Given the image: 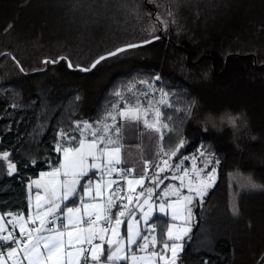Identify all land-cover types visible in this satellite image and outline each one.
I'll return each instance as SVG.
<instances>
[{
	"label": "trees",
	"instance_id": "16d2710c",
	"mask_svg": "<svg viewBox=\"0 0 264 264\" xmlns=\"http://www.w3.org/2000/svg\"><path fill=\"white\" fill-rule=\"evenodd\" d=\"M147 1L151 11L144 0H0V153L16 165L12 175L0 167V212L26 210L28 181L59 163L61 130L98 120L119 82L158 74L180 109L166 112L179 133L161 147L180 136L179 153L204 145L220 161L178 264H255L264 251V0ZM167 13L168 39L158 31L165 38L90 71L68 67L157 36L152 20ZM236 116L239 128L228 122Z\"/></svg>",
	"mask_w": 264,
	"mask_h": 264
},
{
	"label": "snow or ice",
	"instance_id": "6c2138e0",
	"mask_svg": "<svg viewBox=\"0 0 264 264\" xmlns=\"http://www.w3.org/2000/svg\"><path fill=\"white\" fill-rule=\"evenodd\" d=\"M172 13H169L171 16ZM158 22L162 23L165 27L168 26L169 21L166 19H162L160 16H156L155 18ZM11 27V26H9ZM150 31H155V26L153 25L150 28ZM158 39L159 37H154ZM151 40H146L144 43H151ZM137 44H129L127 48H135L139 47ZM126 51V48H117L115 51L108 52L107 56H100L97 60H95L91 67H81V71H90L92 68H95L101 61L107 59L111 56H116L121 52ZM61 59H67L66 57H61ZM55 63L56 61H51ZM68 67L72 68L74 65L69 62ZM78 67V66H77ZM156 79H159L157 77ZM131 91V89H129ZM114 96L121 98V102L124 104L122 109H118L116 104H113L111 107L114 110H117L120 119L127 123H135L139 125L142 121L144 128L149 131H154L157 133H161L163 128H167V124H163L161 121L162 112L157 107L155 109V119L153 121H149L147 119L149 115V111L152 109V101H148V108H144L141 105L139 98H136L135 104H133L130 100L123 97V93L121 90L117 89L114 93ZM161 95L166 96L167 93H164L161 89ZM111 119L115 121L117 117L112 115ZM106 119V118H105ZM241 117H228V122L234 127L239 128L238 121ZM100 123V122H98ZM77 128L80 131V139L78 147H63L61 145H57V151H63L64 159L61 160L59 167H54L51 173H42L41 175H47L51 178L53 182L52 186V195L55 199H49V207L48 211L45 214L46 216H52L56 212L64 211L61 208V204L64 201H68L70 197H73L77 194V185L80 184L81 178L86 177L92 169H104L105 165H107V171L111 172H121L122 177L126 178L127 175L134 171V169H118L115 165L122 163L120 158L121 149L123 144L121 143L123 139L122 129L123 125L113 124L108 125L104 124L103 128L93 127L87 121L83 122V128H80L79 122L77 123ZM114 133V134H113ZM91 135L92 139L88 140L87 135ZM63 137L64 134L61 133ZM71 141H75V137L69 138ZM160 139H163V136H160ZM185 141L181 139L180 143L177 145L176 150L171 151L169 154L162 147L159 149L161 153L164 155H168L169 159L176 156L177 151L181 147H183ZM99 145H103L100 147ZM111 146V147H110ZM197 151L200 153V156L206 158V166L208 164H212L214 154L208 151L202 145ZM105 155L108 156L107 161H104ZM9 153L3 152L0 154V159L8 160ZM195 159V157H193ZM184 159H188L185 157ZM100 160V164H97V161ZM114 161V163H113ZM220 161L215 160V164L218 165ZM163 164L166 167L170 166L168 160H164ZM150 162H145V175L141 176L140 179L135 181L129 180V185L133 183L137 185H143L145 176H147V169L150 167ZM159 167V166H158ZM16 165L14 163L8 164V174L11 175L15 170ZM175 169H179L180 165H175ZM165 167H159V172H164ZM216 167L213 166L210 171L204 172V169H196L194 167L193 174L190 176L187 169L182 170V174L173 175L172 179H176L180 181V186L169 184L164 191V196L167 197L169 195L168 190H171V195L176 197V200H165L161 202L159 205H155V202H152V205L158 207L164 215H167L165 211L166 208L176 209L178 206L183 204V209L186 211V216L184 217L185 224H190V221L193 219L192 214V205L193 201L196 197H199L201 201L203 200V196L206 194L207 190L211 188L216 179ZM71 176V179H69ZM194 177V178H193ZM185 179L188 180L187 189L188 195H184L181 192V189L185 187ZM157 187L163 181L158 179L157 176L153 177L152 181ZM91 181L89 183L83 185L84 194L87 195L91 188ZM111 183H115L112 181ZM252 188H261V185H257L252 183ZM100 185L97 182V194H100ZM122 189L116 188L109 194V199L107 205L104 207L103 212H110L111 208L114 205L113 197L118 195ZM154 189L146 188L144 191H141L136 196V202L138 203L141 197L147 196L144 199V204H149ZM194 193L195 195H192ZM39 199V197L37 198ZM83 201V197H81ZM129 203L133 202V198L131 196L128 197ZM149 207V211H144L143 220L144 223L150 228L153 232H155V226L148 224V220L151 215V208ZM87 210L89 205H84ZM91 207L96 208L98 205H91ZM140 209L143 210V205H139ZM66 212L71 214L74 212H78L79 208L67 207L65 205ZM124 210L116 213V221L117 225L121 224V217H124L126 214L135 216V211L128 209V205L123 206ZM87 214V213H86ZM232 214L238 215V210L236 208H232ZM19 216V214H17ZM95 220L91 218V214H89V219L87 221L83 220V216H81V221L85 224H88L87 228L84 227H74L72 231H67L68 225H64L65 230H60L57 228L53 231L51 228L46 227L45 220L41 219L39 227H33L27 231V235L25 237V227L23 224L20 225V233L21 238H17L11 231L8 235H3V225H0V264H8V261H11L12 264H23L24 261L27 264H137L138 261H147V264H176L178 258V252L182 250L183 244L178 243L181 241L184 236H187L191 231L190 227H185L184 229H177V234H173V225H169L167 232V239L164 241L163 246L159 250L156 249V245L158 243L157 237L155 235L152 236L151 239V250L149 248V238L148 236H143L142 239L144 243L138 242V237H141V232L137 230L135 234L133 233V220H128V236L126 240V247L121 248L120 245L125 243L123 239H118L115 242L112 240H106L104 235H98L96 228L99 227L97 221L106 220L109 224H111V217L108 215H102L101 213H95ZM180 218V214L177 211H173L172 220H177ZM29 221H32L33 224L35 220L31 215L27 218ZM69 223H71V216L68 217ZM136 224H139V220L135 221ZM107 228H101L100 231L106 233ZM44 233H49L45 235ZM113 233H116V229H113ZM67 235V242L64 237ZM99 239L101 243L94 244L93 241L95 239ZM171 242V243H169ZM107 244V258L104 260L105 252H104V244ZM115 245V246H114ZM5 248L7 249L5 255ZM171 251V258L168 257L167 252ZM137 252H146L144 256H138ZM22 253V255H21ZM261 264H264V260L261 261Z\"/></svg>",
	"mask_w": 264,
	"mask_h": 264
},
{
	"label": "crops",
	"instance_id": "0c3cea01",
	"mask_svg": "<svg viewBox=\"0 0 264 264\" xmlns=\"http://www.w3.org/2000/svg\"><path fill=\"white\" fill-rule=\"evenodd\" d=\"M119 124L123 125L122 129V135L123 139L121 143L123 144V147L121 149L120 158L122 160V163L115 165V167H121L123 170H127L129 168L134 169L133 172H131L130 177L126 178L125 180H120L118 172H111L109 173L107 171V165H105L104 169H92V171L89 172V174L86 177L81 178L80 184L77 185V194L73 197H70L68 201H64L61 204V208L64 209L62 212H56L55 218L53 222H48V217L45 214L48 211L49 207V199H55L52 195V186L53 182L51 178L47 175H41L42 173H51L53 168H48L43 171H41L37 177L32 178L27 183V206L26 210L18 211V212H7L4 213L6 217L8 218L10 225L7 233H4L3 235H8L10 232V229L12 228L15 232L20 233V225L23 224L25 227V234H27V231L33 227H39L41 219L45 220L46 227L51 228L53 231H55L57 228L60 230H65L64 225H68L67 231H72L74 227H84L87 228L88 224H85L81 221V216H83V220L87 221L89 219V214H91V218L95 220V213L99 212L102 215H108L111 217V224H109L106 220H100L97 221V224L99 227L96 228V231L98 235H104L106 240H112L115 242L118 239H123L125 243H122L120 245L121 248L126 247V240L128 236V220H133V233L137 230L141 232V237H138L139 243H144L142 237L148 236L149 238V248L151 250V239L154 235V232L148 228V226L144 223L143 220V213L144 211H149L150 205H152V202H155V205H159L161 202L165 200H176V197L174 195H171V190L169 189V195L167 197L164 196V191L167 188L169 184L176 185L179 187L178 182L173 181H163L168 176L165 175L167 168L163 164V162L159 165V167H165L164 172H159V168L157 170L153 171L152 175L145 176L143 185H137L133 183L132 185H129V180H137L140 179L141 176L145 175V162H150V167L147 169V174L151 172L152 164L156 161V158L159 154V147H160V136L162 133H157L154 131H149L144 128L143 122L141 121L139 125L135 123H127L125 124V121L122 119L119 120ZM77 134V132H76ZM90 136V137H89ZM88 140H91L92 137L89 134L86 137ZM79 139L80 134L78 135V138L75 141H70V143L62 144L63 147H78L79 146ZM102 147L103 145H99ZM111 147V146H110ZM60 160L56 167H59V164L61 160L64 159V153L63 151H59ZM104 161H107L108 156L105 155L103 158ZM114 163V161H113ZM97 164H100V160L97 161ZM158 179L162 180L163 182L159 184L157 187L152 181L153 177L157 176ZM164 176V177H163ZM69 179H71V176H69ZM91 181V188L87 195L84 194L83 185L89 183ZM112 181H115V183H111ZM97 182H99L100 185V194H97ZM29 185V189H28ZM120 185H124L126 189L129 192H137V194L141 191H144L146 188H153V194L151 197V200L149 204H144V199L147 198L145 195L144 197H141L139 202H136V199L133 198V202L129 203L131 206V210L135 211V216L126 215L124 217H121V224L117 225L115 223L116 221V213L120 212L119 208V199L118 195L114 196V205L111 208L110 212L104 213L103 209L108 203L109 194L113 191V189H116L120 187ZM29 190V191H28ZM181 192L184 195H188L186 189H181ZM39 197V199H37ZM81 197H83V201L81 200ZM129 201V200H128ZM87 204L90 207L85 209L84 205ZM67 207H73V208H79L78 212L74 213H67L66 208ZM91 205H98L99 207L93 208ZM139 205H143V210L140 209ZM155 205H152L151 208V215L148 220V224L154 225L155 229L156 226H163V233L165 240L167 239V232L169 225H173V234H177V229H184L185 227H190L192 229V223L190 221V224H185L184 217L186 216V211L183 209V204L178 206L176 209L173 208H166L165 211L167 212V215H164L160 211L158 207H155ZM177 211L180 214V218L177 220H172V214L173 211ZM87 213V214H86ZM19 214V216H17ZM31 215L33 219L35 220V223L33 224L32 221H29L27 218ZM71 216V223H69L68 217ZM124 218V219H123ZM139 220V224H136L135 221ZM157 221V224L155 223ZM106 227L108 230L106 233L101 232L100 229ZM116 229V233H113V229ZM45 235L49 233H44ZM186 236L183 237L181 241H178V243H184L183 240ZM65 241L67 242V235L64 237ZM94 244H99L101 241L97 238L93 241ZM164 243V242H163ZM171 243V242H169ZM115 246V245H114ZM163 246V244L160 246V248ZM104 247V260L106 261L107 258V244L105 243L103 245ZM155 250H159L156 248ZM7 250L5 251L6 255ZM181 252V250L178 252ZM22 255V253H21ZM138 256H144L146 255V252H137ZM167 255L169 258H171L172 254L171 251L168 250ZM8 264H12L11 261H8ZM23 264H27L26 261L23 262ZM89 264H91V261H89ZM130 264V262H129ZM137 264H147V261H138ZM160 264H163V262H160Z\"/></svg>",
	"mask_w": 264,
	"mask_h": 264
},
{
	"label": "rangeland",
	"instance_id": "374dc122",
	"mask_svg": "<svg viewBox=\"0 0 264 264\" xmlns=\"http://www.w3.org/2000/svg\"><path fill=\"white\" fill-rule=\"evenodd\" d=\"M146 6H143L144 9L147 8L151 11V9L153 8L151 3L147 0H144ZM145 11H147L145 9ZM155 12L152 13V16L154 17ZM164 19V18H162ZM166 20L169 21L168 26L165 27L162 23L160 22H156V20H152L153 25L155 26V31H152L153 33L156 32V34H160L158 33V31H161V33L165 34L166 39H168V34L167 31L169 30L170 27V16L169 13H167V18ZM179 24V23H178ZM201 58V57H200ZM53 61V60H50ZM190 61V60H188ZM57 62V61H56ZM55 62V63H56ZM54 64V63H52ZM226 67V64H225ZM157 77H159V79H156ZM121 90L123 93V97L127 98L128 100H130L133 104H135L136 102V98H139L142 107L144 108H148V101H152V109L149 111V115L147 117V119L151 122L155 119V109L158 107L160 109V111L162 112V117H161V121L163 124H167V128H163L162 129V136L164 138V135L172 133V131L179 133V121L174 122L172 119H170V115L166 112L169 111V109H176L177 112H179V107H178V103H176V97H174V94L172 92H169V90H166L163 86V80L161 79V77L158 74L152 75V76H145V77H134L129 79L128 81H121L118 83V85L116 87H114V91L113 93L117 90ZM129 89H131V91H129ZM161 89L163 90L164 93H167L166 96H162L161 95ZM70 102H73V100H71ZM116 104L118 109H122L124 107V104L121 102V98H118L116 96H113L112 101L110 102V104L106 107V111L103 113V115L98 119V120H94V121H90V120H80V121H76L73 124V128L66 131V130H61L58 133V144L62 145V144H66V143H70V139L72 137H75V143L77 142V138L78 135L80 134V131L77 128V123L79 122V126L80 128H83V122L87 121L90 124L93 125V127H100L103 128V125L106 123L108 125H113V124H119V120L120 117L118 115L117 110L112 109V105ZM176 105V106H174ZM183 105V104H182ZM184 107V105H183ZM109 113H111L112 115H115L117 117V119L115 121H113L111 119V116H109ZM106 118V119H105ZM100 122V123H98ZM65 123L61 122V127L63 129H67L66 128ZM69 128V127H68ZM77 132V134H76ZM61 133L64 134V136H61ZM114 134V133H113ZM88 136V135H87ZM90 137V136H89ZM181 138L180 136H177V142L176 143H169V144H165V146H163L162 148L168 152L169 154L171 153V151L176 150L177 145L180 143ZM184 146V145H183ZM204 146V145H203ZM103 147V146H102ZM201 146L198 147V149ZM161 148V139H160V147ZM180 150V149H179ZM2 154V153H0ZM185 157H188V159H184ZM195 157V159L193 158ZM219 159V157L217 156H213V162L212 164H208L206 166V158L203 156H200V153L197 152L195 154H181L177 151L176 156L172 157L171 159H169L168 155H164L163 153L159 152L156 161L153 162L152 164V170L149 174L147 175H152L154 170H157L159 167V165L164 161V160H168V163L170 166L173 167H166L167 171L165 173V175H167L168 177L166 178L165 181H173V182H178L179 180L176 179H172V176L175 175H180L182 174V170L187 169L190 176L193 174V170L194 167L196 169H204V172H208L211 170V168L213 166L216 167L217 170V165L215 164V160ZM9 163H14L12 160L8 159V160H2L0 159V167H4L5 169V173L8 174V164ZM15 164V163H14ZM175 165H180L179 169H175L174 166ZM48 169V168H47ZM16 172V168L15 170L12 172V174H14ZM40 173V172H39ZM11 174V175H12ZM216 179L215 182L213 184V186L211 188H209L206 192V194L203 196V200L201 201V199L199 197H196L193 201V205H192V214H193V219L191 220L192 223V228L194 226V223H197V215L195 218V211L196 209L201 210L203 208V206L205 205L209 194L211 193V191L213 190V188L215 187L217 180H218V173L216 171ZM164 177V176H163ZM194 178V177H193ZM241 179V178H240ZM185 183V187L184 190L186 189L187 194L188 193V189H187V184H188V180L185 179L184 181ZM255 184V183H254ZM180 185V183H179ZM242 185V181H239V186ZM258 185V184H257ZM28 189H29V185H28ZM240 189H242V191L246 190V188L244 186L240 187ZM253 190H260L261 188H252ZM26 191H27V184H26ZM29 191V190H28ZM137 193V192H136ZM192 195H195L194 193H192ZM137 196V194H136ZM136 196H134V198H136ZM194 202H195V206H194ZM195 212V213H194ZM124 219V218H123ZM0 225H3V233H7L8 229H9V225L10 222L8 220V218L6 217V215L4 213L0 212ZM192 230V229H191ZM158 233L162 234L163 236V226H156L154 235L157 237V241H158ZM191 231L188 233V235L185 237V239L183 240V242L185 243V241L188 240L189 235H190ZM165 241V238H163V242ZM162 243V239H159V243ZM184 246V244H183ZM156 248L160 249V246L158 247V244L156 245ZM183 249V248H182ZM182 252V250H181ZM180 252V253H181ZM179 253V255H180ZM178 255V258H179ZM178 258H177V262L176 264H178Z\"/></svg>",
	"mask_w": 264,
	"mask_h": 264
},
{
	"label": "built area",
	"instance_id": "2783aa9c",
	"mask_svg": "<svg viewBox=\"0 0 264 264\" xmlns=\"http://www.w3.org/2000/svg\"><path fill=\"white\" fill-rule=\"evenodd\" d=\"M116 168L121 169V167H116ZM118 175H119L120 180H125L126 178L130 177L131 174L129 173L126 178L122 177L121 172H118ZM165 180L166 179H164L163 181H165ZM118 188L122 189V191L118 194L120 211H123L124 210V208H123L124 205H128V209L131 210V206L129 205L128 197L129 196L134 197V196H136L137 193L136 192H129L124 185H120V187H118ZM126 215H128V214H126ZM54 218H55V214L52 215V216H49L48 217V222H53L54 221ZM10 231L17 238H21V233L15 232L12 228L10 229ZM26 235L27 234H25V237H26ZM6 250L7 249L5 248L4 251H6Z\"/></svg>",
	"mask_w": 264,
	"mask_h": 264
},
{
	"label": "water",
	"instance_id": "95a60500",
	"mask_svg": "<svg viewBox=\"0 0 264 264\" xmlns=\"http://www.w3.org/2000/svg\"><path fill=\"white\" fill-rule=\"evenodd\" d=\"M154 37H159L158 39H163V38H165L164 36H162L161 34H159V35H157V36H154ZM154 37H151V38H148V39H146V40H151L152 42L153 41H155V40H157V39H155ZM146 40H144V41H146ZM144 41H141V42H135V43H129V44H137V45H140L139 47H141V46H145V45H147V44H149V43H144ZM129 44H124V45H122V46H119V47H117V48H126V50H128V49H131V48H127V45H129ZM175 46V45H174ZM116 48V49H117ZM135 48H137V47H135ZM116 49H114V50H112V51H115ZM107 54H108V52L107 53H104V54H102V55H100V56H107ZM99 56V57H100ZM98 57V58H99ZM244 57H246V56H244ZM98 58H96L95 60H97ZM187 59L189 60V57L187 56ZM94 60V61H95ZM57 61H59V59L57 60ZM93 61V62H94ZM45 62H50V63H52L51 61H47V60H45ZM92 62V63H93ZM69 63V62H68ZM67 63V64H68ZM253 63H254V65L256 64V60H255V58L253 59ZM92 65V64H91ZM91 65L89 66V68L91 67ZM81 67H84V66H78V67H72V68H70V69H79L80 70V68ZM93 69V68H92ZM91 69V70H92ZM262 260H264V251L262 252V254H261V256L258 258V260L256 261V263L255 264H261V261Z\"/></svg>",
	"mask_w": 264,
	"mask_h": 264
},
{
	"label": "bare ground",
	"instance_id": "6f19581e",
	"mask_svg": "<svg viewBox=\"0 0 264 264\" xmlns=\"http://www.w3.org/2000/svg\"><path fill=\"white\" fill-rule=\"evenodd\" d=\"M96 4H97V3H96ZM79 8H80V7H79ZM14 10H15V9H14ZM11 12H12V11H11ZM122 42H123V41H122ZM128 43H129V42H128ZM132 43H133V42H132ZM120 45H121V44H120ZM115 47H116V46H115ZM115 47H114V48H115ZM114 48H113V49H114ZM132 51H133V50H132ZM130 52H131V51H130ZM133 52H134V51H133Z\"/></svg>",
	"mask_w": 264,
	"mask_h": 264
}]
</instances>
